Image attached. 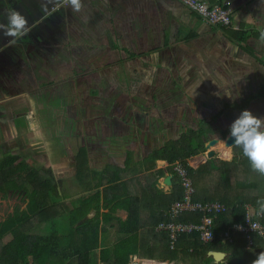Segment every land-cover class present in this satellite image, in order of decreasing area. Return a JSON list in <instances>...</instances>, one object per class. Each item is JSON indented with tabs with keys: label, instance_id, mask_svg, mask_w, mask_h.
Instances as JSON below:
<instances>
[{
	"label": "trees",
	"instance_id": "obj_1",
	"mask_svg": "<svg viewBox=\"0 0 264 264\" xmlns=\"http://www.w3.org/2000/svg\"><path fill=\"white\" fill-rule=\"evenodd\" d=\"M214 26L239 39L241 47L249 50L241 44L243 32L235 31L232 35L224 27ZM128 55L136 54L129 52ZM255 97L264 99V84L256 93L245 95L230 107L243 109ZM214 133L211 120L201 118L196 127H188L177 137L148 152L140 160L143 167L135 172L136 176H127L133 161L131 150L127 151L124 167L108 172L109 176L105 177L112 165L91 170L82 147L76 154V175L82 185L81 191L86 193L70 198L66 203H63L64 199L59 200L50 168L41 170L17 154L2 155L0 194L22 192L25 206H15L11 213L0 219V264H95L91 257L97 248L99 261L103 264H129L132 256L147 258L142 264H168L166 261L182 264L252 263L264 251V235L253 233L249 247H246L247 240L241 232L234 233L231 242H223L217 236L232 223L244 220L247 205L257 207L256 201L264 198V176L251 170L247 158L235 145L232 146L231 160L212 157L197 168L190 165L188 159L204 152L207 140L214 137ZM157 159L167 162L165 169H154ZM176 160L188 168L195 188L193 199L217 200L226 207L214 219L216 238L213 241L203 242L199 234L193 232L181 235L176 246L170 248L167 232L155 229L160 221L167 219L172 202L181 199L183 194L178 177L171 168ZM166 171L173 174L168 190L160 187L158 182ZM119 208L127 211L125 219L115 215ZM91 211L94 213L89 216ZM142 218L145 221H141ZM199 218L200 213L188 212L179 219L198 221ZM110 221H113L114 233L118 234L113 241L106 239V224ZM260 222L264 228V217L261 216ZM7 233H11L12 238L2 243L1 239ZM209 250L226 252V263L215 262L207 255Z\"/></svg>",
	"mask_w": 264,
	"mask_h": 264
},
{
	"label": "rangeland",
	"instance_id": "obj_2",
	"mask_svg": "<svg viewBox=\"0 0 264 264\" xmlns=\"http://www.w3.org/2000/svg\"><path fill=\"white\" fill-rule=\"evenodd\" d=\"M57 31L58 34L49 35V42L38 46L39 55L45 52L49 57L56 56L55 59L46 61L43 58L41 61L38 55H33L30 58L23 54L22 60L15 59V63L9 64L6 60L0 62L3 64L0 67V156L9 150V152L21 155L34 167L41 170L50 168L57 185L59 200L64 199L63 203L72 198L73 193L82 190L77 179H74L73 172L75 168L74 154L77 152V146L82 143L83 138L90 136L87 133L91 134V127H88L82 118L85 110L89 111L86 104L100 107V104L108 102L109 98H116L113 102V107H116L117 97H123L122 94L124 95L128 91L135 93V96L141 93V99L139 98L138 101L141 102L142 109L139 111L142 113V117L146 118L147 125L151 120H154L157 122L156 126L163 128L156 138L161 137L163 140L175 138L182 132L183 127H195L201 118L212 119L211 124L216 129L213 136L220 137V140L211 148L216 151L215 156L218 158L232 159L233 145L225 146L224 137L230 135L228 127L242 110H224L222 102H224L226 94L223 96L222 92L227 91L229 85L204 81L205 75L210 74L206 66L204 67L200 63L199 67L197 66L198 60L194 53L198 49L191 51L190 58L187 57V54L185 55L187 51H173V56L170 57L166 56L164 52H160L155 55V60H152L153 69H149L141 59L137 58L133 60L125 58V61L119 65L115 61L120 58V53H113L109 49L110 46H83L82 43L72 42L70 36L61 29ZM74 39L79 38L72 36L73 41ZM30 40L33 41L30 43L36 45L34 38H30ZM3 46L4 44H1L0 48ZM129 48L132 49L133 46H129ZM106 53H108L107 58H102V55L106 56ZM122 56L124 55L122 54ZM106 61L114 63L105 67L104 64L108 63ZM209 70L212 72V67ZM53 71L56 73L53 74ZM70 71L72 72V84L62 81L64 77L71 74ZM78 74L82 75L78 77ZM148 74L149 77L156 75L158 78L154 89L156 86L157 90H160L158 88L160 86L166 87L168 91L172 90L175 95L174 99L142 98L144 92L149 89L147 82H142L143 77ZM118 75L123 77L125 82L117 83L115 79ZM168 76H172L174 81L171 84L163 83L164 78ZM135 78L141 81H136ZM211 80L213 79L211 78ZM69 87L72 90H69ZM234 89L240 90L241 93L248 90L240 97H234L235 100H238L250 92L253 85L239 82ZM58 90H60L59 97L61 98H57ZM176 94H180L181 97L175 98ZM129 100L133 101L131 98L127 102ZM144 108H151V110ZM220 109L224 111L214 116L213 114ZM252 111L253 115L261 117L259 112ZM85 127L88 129L87 132L84 131ZM167 127H174L177 130L168 134ZM178 131L181 132L178 133ZM221 150L224 155L229 157L223 156ZM200 154L206 156V150ZM192 163H195L194 159H192ZM26 185L31 187L30 183H26ZM24 198L22 192H10L4 196L0 194V218H5L15 206L23 208L25 206ZM91 258L93 263L103 264L99 261L96 250L92 252ZM145 259L147 258L132 256L129 264H142ZM166 262L182 264V262Z\"/></svg>",
	"mask_w": 264,
	"mask_h": 264
},
{
	"label": "crops",
	"instance_id": "obj_3",
	"mask_svg": "<svg viewBox=\"0 0 264 264\" xmlns=\"http://www.w3.org/2000/svg\"><path fill=\"white\" fill-rule=\"evenodd\" d=\"M204 1L213 4L224 0ZM229 1L231 2V23L237 25L239 29L226 30L232 33V35L235 34V31L243 32V43L241 44L248 47L249 50L241 47L239 39L237 40L231 35L229 36L217 26L208 24L178 0H83L84 8L81 12H73L70 8L64 7L61 14L56 17L59 18V22L62 25L61 30L70 36L72 42L82 43L83 46H110L109 49L113 53H120V58H117L115 61L119 65L125 61V58L127 60L137 58L141 59L143 64L145 63V66H148L146 68L153 69L154 63H152V60H155V55L160 52H164L166 56L170 57L173 56V51L182 50L184 52L187 51L185 55L187 54V57L190 58L191 51L198 49L194 53V56L198 60L197 66L199 67V63L204 67L206 66L208 73L211 75H205L206 79L204 81L229 85V89L222 92L223 96L226 94L225 100L222 102L224 110L239 111L249 109L252 111L253 109L252 112H259L260 116L263 117L264 99L261 97L253 98L248 106L243 109L230 107V104L240 101L243 97L238 98V100H235L234 97H240L248 91H242L241 93L240 90H233V88L237 87V83L245 82L253 85V89L247 94L251 92L256 93L258 87L264 84V40L261 39L259 34V30L264 28V0ZM46 16L44 15V18L41 20H45ZM50 18L53 20L55 14H51L47 19L51 20ZM53 34H58V31H55ZM72 36H78L79 39H74L73 41ZM129 46H133V48L130 49ZM129 52L136 55L129 57ZM107 56L108 53H106V56L103 54L102 58H107ZM113 63L110 61L104 64V66H111ZM211 67L212 72L209 70ZM55 73L56 71H53V74ZM70 73L62 81H68L72 84V72L70 71ZM80 75L82 74H78L77 76L79 77ZM119 76L115 79L117 83L124 81V78ZM173 79L172 76H168L164 78L163 83L171 84L174 81ZM135 80L141 81L137 78ZM157 81L156 75L149 77L148 74V76L143 77L142 82H147L149 85L147 88L149 89L147 92H144L142 98L150 97L156 100L163 97L173 100L175 95L172 93V90L168 91L166 87L163 88L162 86L158 87L160 90H157V86L154 89ZM69 88V90H72L71 87ZM59 92L60 90L56 93L57 98L60 96ZM235 92H238V95ZM53 94H55L54 91ZM183 94L186 95L184 92ZM140 95L141 93L135 96V93L128 91L124 95L122 94L123 97H117L116 107H113V102L116 98L109 97L108 102L101 103L100 107L86 104V108L89 111L85 110L84 117L82 118L88 124V127H91V134L87 133L90 136L82 139V143L77 146V152L80 148H84L87 164L91 170H101L110 164L112 167L105 174V177H108V172L113 170L118 171V167H124L127 151L131 150L133 152V161L131 163V170H128L127 176H136L134 175L135 172L140 171L143 167L140 160L148 152L162 146L170 139L165 138L163 140L161 137L156 138V135L163 128L156 126L157 122L154 120L150 122L152 125H147L146 118L142 117V113L139 111L142 109L141 102L138 101L139 98L141 99ZM63 97L65 98V96ZM179 97L181 95L176 94L175 98ZM131 98L133 101L129 100L127 102ZM151 108L144 109L151 110ZM221 109L213 115L216 116V114L224 111ZM135 110L137 111L135 112ZM158 120L161 121L162 119ZM212 127L216 130L213 125ZM187 128L183 127L182 132ZM228 128L230 129V127ZM173 130L177 129L167 127L168 134L169 132L171 134ZM84 131L87 132L88 129L85 127ZM180 132L178 131V133ZM76 154H74V179H77ZM222 155L229 157L223 153ZM192 159L195 160V163H192ZM208 159L206 156L200 154L189 158L188 163L197 168L207 162ZM166 165V161L157 159L154 169H165ZM167 173L169 172L166 171L165 175ZM164 176L159 178V186L164 190H168L170 186H162ZM77 183L80 187L82 186L78 179ZM83 193L86 192H75L72 194V198ZM93 213L94 211H91L89 216H92ZM115 215L121 219H125L127 211L119 208L115 212ZM141 221H145V218H142ZM111 222L113 221L106 224L108 228L106 239L108 241L115 240L118 235L114 233L116 230L112 227ZM11 238L12 234L7 233L2 237V243L8 242ZM95 250L99 257V248L93 251Z\"/></svg>",
	"mask_w": 264,
	"mask_h": 264
},
{
	"label": "built area",
	"instance_id": "obj_4",
	"mask_svg": "<svg viewBox=\"0 0 264 264\" xmlns=\"http://www.w3.org/2000/svg\"><path fill=\"white\" fill-rule=\"evenodd\" d=\"M184 6L195 12L205 22L211 25H219L225 29H239L237 25L231 23L229 0L221 3L210 4L204 0H178ZM59 7V5H56ZM264 32V28L259 30V34ZM171 168L178 177L179 183L183 189L181 199H178L169 206L167 210V219L160 221L155 229L165 231L168 234L169 247L174 248L181 235L197 232L199 238L203 242L213 241L216 236L214 233L213 222L219 213L225 211L226 207L217 200H195L193 194L195 188L188 173L187 166L180 160H176L171 164ZM163 187H168L162 183ZM198 212L200 218L198 221H182L180 216L184 213ZM257 207L246 206V214L244 220L235 222L223 229L217 236L223 242H231L233 234L241 232L245 235L249 247L252 243L253 233L261 236L264 228L260 222L261 216L257 214ZM248 221H247V220ZM237 225L242 226L240 229Z\"/></svg>",
	"mask_w": 264,
	"mask_h": 264
},
{
	"label": "clouds",
	"instance_id": "obj_5",
	"mask_svg": "<svg viewBox=\"0 0 264 264\" xmlns=\"http://www.w3.org/2000/svg\"><path fill=\"white\" fill-rule=\"evenodd\" d=\"M49 5L70 8L73 12H81L84 8L83 0H41V11L49 12ZM55 11H59V8ZM0 16L6 20L0 21V32L12 38L9 41L11 45H15L18 39L27 36L31 31L26 16L14 8L4 10ZM261 39L264 40V32L261 33ZM230 136L234 138V145L247 158L251 170L264 176V117H257L247 109L242 110L230 125ZM256 205V214L264 217V198L258 199ZM241 227L237 225L238 229ZM260 234L264 235V232ZM252 264H264V251L257 255Z\"/></svg>",
	"mask_w": 264,
	"mask_h": 264
},
{
	"label": "flooded vegetation",
	"instance_id": "obj_6",
	"mask_svg": "<svg viewBox=\"0 0 264 264\" xmlns=\"http://www.w3.org/2000/svg\"><path fill=\"white\" fill-rule=\"evenodd\" d=\"M40 4H41V0H0V13H3L4 10L6 9L14 8L26 16L30 26L32 22H37L35 25L31 26V31L27 34V36L17 40L20 41L21 43L16 42L15 45H11L9 44V42H7L8 40L12 39L11 37L4 36L3 33L0 32V47L1 44H4V46L0 48V59H4V60H0V62L6 60L7 62H9V64L13 62L15 63L17 59L22 60L23 54L30 58L33 55H38V58L41 61L43 58H45L46 61L48 60L51 61V59H55L56 56L49 57L45 52L39 55L40 49L38 48V46H42L44 45L45 42H49L50 40L49 35L53 34L55 31L62 28V25L59 22V18L56 16H59L61 14V11H63L64 7H60V6L56 7V5H49L48 7L51 10L45 13L41 11ZM56 8H59V11H55ZM44 13L45 16L48 13H51L53 15L55 14V18H53V20L50 18L51 20H49L47 19L48 18L47 17L45 20H41L42 18H44ZM0 21L6 22V20H4L2 16H0ZM34 34L36 35L33 36ZM30 38H34L36 40V45L30 43V41L33 42L32 40H30ZM2 65L3 64L0 63V67ZM7 153H12V152L11 151L9 152V150L5 151L1 154V156ZM12 154H16V153H12ZM19 156L21 157L22 160H24L21 155Z\"/></svg>",
	"mask_w": 264,
	"mask_h": 264
},
{
	"label": "water",
	"instance_id": "obj_7",
	"mask_svg": "<svg viewBox=\"0 0 264 264\" xmlns=\"http://www.w3.org/2000/svg\"><path fill=\"white\" fill-rule=\"evenodd\" d=\"M46 13V12H45ZM44 13V15H45ZM51 13H48L46 17L50 16ZM37 22H32L31 26L35 25ZM220 140V137H212L209 138L205 144V148H206V158H212L215 156V150L213 148H211V146L213 144H215L216 142H218ZM227 144L229 145H234V138H232L230 135L227 139ZM172 173H167L163 179H162V183L166 186H170L171 185V181H172ZM208 256H211L213 258V260L215 262H221V263H226V256L227 253L224 251H220V250H209L207 252Z\"/></svg>",
	"mask_w": 264,
	"mask_h": 264
},
{
	"label": "bare ground",
	"instance_id": "obj_8",
	"mask_svg": "<svg viewBox=\"0 0 264 264\" xmlns=\"http://www.w3.org/2000/svg\"><path fill=\"white\" fill-rule=\"evenodd\" d=\"M228 137H229V135H227V136L225 137V140H224V144H225V146H229V144H227V139H228Z\"/></svg>",
	"mask_w": 264,
	"mask_h": 264
}]
</instances>
